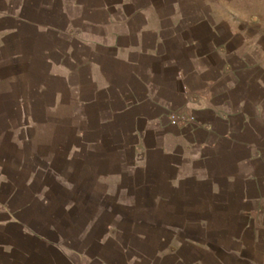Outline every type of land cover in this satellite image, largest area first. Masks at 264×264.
<instances>
[{
  "label": "crops",
  "instance_id": "crops-1",
  "mask_svg": "<svg viewBox=\"0 0 264 264\" xmlns=\"http://www.w3.org/2000/svg\"><path fill=\"white\" fill-rule=\"evenodd\" d=\"M14 99L114 202L65 237L0 200V264H264V0H0Z\"/></svg>",
  "mask_w": 264,
  "mask_h": 264
},
{
  "label": "rangeland",
  "instance_id": "rangeland-1",
  "mask_svg": "<svg viewBox=\"0 0 264 264\" xmlns=\"http://www.w3.org/2000/svg\"><path fill=\"white\" fill-rule=\"evenodd\" d=\"M29 97L33 98L29 100L30 105L33 103L36 109L35 97L30 93ZM22 103L15 99L0 100V129L6 127L0 134V167L11 181L0 186V200L14 207L24 204L22 209L26 207V215L42 222L45 228L56 227L58 234L72 237L82 231V225L95 215L98 207L114 201L101 198L94 190L88 192V151L71 157L72 151L66 145L74 140V134L68 129L57 138H53L51 131L37 138L35 128L16 133L26 126L20 115ZM5 113L8 115H1ZM33 119L44 121L46 118L35 116ZM94 231L100 235V230ZM50 236H54L52 231Z\"/></svg>",
  "mask_w": 264,
  "mask_h": 264
},
{
  "label": "built area",
  "instance_id": "built-area-1",
  "mask_svg": "<svg viewBox=\"0 0 264 264\" xmlns=\"http://www.w3.org/2000/svg\"><path fill=\"white\" fill-rule=\"evenodd\" d=\"M170 121L173 125H190L194 124L196 119L194 116L184 112H173L170 114Z\"/></svg>",
  "mask_w": 264,
  "mask_h": 264
}]
</instances>
